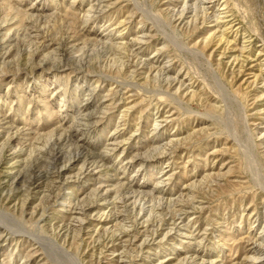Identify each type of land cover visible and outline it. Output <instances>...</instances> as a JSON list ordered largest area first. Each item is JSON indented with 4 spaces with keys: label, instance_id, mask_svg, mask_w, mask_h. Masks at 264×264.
Segmentation results:
<instances>
[{
    "label": "rangeland",
    "instance_id": "obj_1",
    "mask_svg": "<svg viewBox=\"0 0 264 264\" xmlns=\"http://www.w3.org/2000/svg\"><path fill=\"white\" fill-rule=\"evenodd\" d=\"M255 245L264 0H0V264H264Z\"/></svg>",
    "mask_w": 264,
    "mask_h": 264
},
{
    "label": "bare ground",
    "instance_id": "obj_2",
    "mask_svg": "<svg viewBox=\"0 0 264 264\" xmlns=\"http://www.w3.org/2000/svg\"><path fill=\"white\" fill-rule=\"evenodd\" d=\"M187 2H188V1H187ZM210 2H211V1H210ZM221 4H222V3H221ZM225 4H226V3H225ZM197 5H198V4H197ZM102 6H103V5H102ZM188 7H189V6H188ZM194 7H195V6H194ZM198 7H199V6H198ZM198 7H197V8H198ZM175 9H176V8H175ZM190 9H191V8H190ZM194 9H195V8H194ZM194 9H193V10H194ZM173 11H174V10H173ZM197 11H198V10H197ZM31 12H32V11H31ZM200 12H201V11H200ZM187 13H189V10L187 9V11H186L185 9H183V10L181 11L180 16H181V17L186 16ZM191 13H192V12H191ZM195 13H196V12H195ZM198 13H199V12H198ZM201 13H203V12H201ZM201 13H200V14H201ZM27 14H28V13H27ZM203 14H204V13H203ZM203 14H202V15H203ZM31 15H32V14H31ZM31 15H30V16H31ZM195 15H196V14H195ZM27 16H28V15H27ZM198 16H199V15H198ZM218 16H219V14H218ZM218 16H217V17H218ZM176 17H177V16H176ZM181 17H180V18H181ZM215 17H216V16H215ZM217 17H216V18H217ZM219 17H220V16H219ZM27 18H28V17H27ZM184 18H185V17H184ZM194 18H195V17H194ZM196 19H198V17H197ZM206 19H207V18H206ZM179 20H180V19H179ZM203 20H204V18H203ZM34 21H35V20H34ZM37 21H38V20H37ZM181 23H182V22H181ZM32 28H33V27H32ZM36 31H37V30H36ZM36 31H35V32H36ZM35 34H36V33H35ZM40 34H41V33H40ZM31 35H33V34H31ZM38 37H39V36H38ZM43 38H44V37H43ZM212 40H213V39H212ZM206 42H207V40H206ZM205 44H206V43H205ZM206 45H207V44H206ZM208 46H209V45H208ZM113 50H114V49H113ZM260 53H261V52H260ZM136 57H137V56H136ZM235 57H236V56H235ZM236 58H237V57H236ZM130 65H132V64H130ZM137 67H138V66H137ZM167 69H168V68H167ZM167 71H168V70H167ZM161 73H162V72H161ZM159 75H160V74H159ZM163 79H164V78H163ZM171 82H172V81H171ZM113 93H114V92H113ZM106 96H107V95H106ZM109 96H110V95H109ZM111 100H112V99H111ZM112 105H113V104H112ZM111 110H112V109H111ZM86 121H87V120H86ZM86 121H85V123H86ZM88 121H89V120H88ZM4 124H5V123H4ZM80 125H81V124H80ZM82 125H83V124H82ZM158 125H159V124L156 122V123H155V127L157 128ZM77 126H78V125H77ZM88 126H91V124H88ZM12 129H13V128H12ZM73 129H75V128H73ZM73 135H74V134H73ZM53 139H54V138H53ZM74 148H75V147H74ZM79 148H81V147H79ZM58 149H59V148H58ZM164 150H165V149H164ZM84 151H85V150H84ZM84 151H83L82 148H81V151L78 152L79 156H80L82 153H84ZM158 151H159V150H158ZM89 152H90V151H89ZM80 153H81V154H80ZM162 153H163V152H162ZM45 154H46V153H45ZM41 155H42V154H41ZM56 155H57V154H56ZM65 155H66V154H65ZM85 155H86V154H85ZM154 156H155V155H154ZM154 156H153V157H154ZM37 157H39V156H37ZM63 157H64V156H63ZM68 157H69V156H68ZM54 159H55V158H54ZM54 159H52V160H54ZM139 159H140V158H139ZM141 159H142V158H141ZM56 160H57V159H56ZM89 160H90V159H89ZM79 161H80V160H79ZM93 162H94V161H93ZM101 162H102V161H101ZM74 163H75V162H74ZM76 163H77V162H76ZM90 163H91V162H90ZM144 163H145V162H144ZM29 165H30V164H29ZM49 165H50V164H49ZM62 165H63V164H62ZM69 166H71V165H69ZM103 166H104V165H103ZM32 167H33V166H32ZM40 167H41V166H40ZM52 167H53V166H52ZM81 167H82V166H81ZM34 168H35V167H34ZM41 168H42V167H41ZM50 168H51V167H50ZM94 169H95V168H94ZM30 170H31V169H30ZM35 170H36V169H35ZM46 170H47V169H46ZM88 170H89V169H88ZM88 170H87V171H88ZM28 171H29V170H28ZM63 171H64V170H63ZM84 172H85V170H84ZM63 173H64V172H63ZM64 174H65V173H64ZM86 174H87V173H86ZM39 175H40V174H39ZM43 175H44V174H43ZM51 175H52V174H51ZM36 176H37V175H36ZM86 176H87V175H86ZM9 177H10V176H9ZM26 178H27V177H26ZM64 178H65V177H64ZM16 179H17V178H16ZM27 179H28V178H27ZM58 179H59V178H58ZM39 181H40V180H39ZM56 181H57V180H56ZM5 182H6V181H5ZM66 182H67V181H66ZM159 182H160V181H159ZM68 183H69V182H68ZM160 183H161V182H160ZM32 184H33V183H32ZM16 185H17V183H16ZM29 185H30V184H29ZM14 186H15V185H14ZM30 187H31V186H30ZM36 187H37V186H36ZM36 187H35V188H36ZM15 188H16V187H15ZM49 190H50V189H49ZM9 191H10V190H9ZM118 191H119V190H118ZM157 191H158V192H164V190H163V189H159L158 186H157ZM12 192H13V191H12ZM120 192H121V191H120ZM50 193H52V192H50ZM123 193H124V192H123ZM123 193H122V194H123ZM28 194H29V193H28ZM53 194H54V193H53ZM128 194H129V193H128ZM128 194H127V195L124 194V195L128 196ZM59 197H60V196H59ZM59 197H58V198H59ZM118 198H119V197H118ZM118 198H117V199H118ZM123 199H126L125 196L123 197ZM119 200H120V199H119ZM119 200H118V201H119ZM132 200H133V199H132ZM134 200H136V199H134ZM145 200H146V198H145ZM61 201H62V200H61ZM126 201L128 202L129 200H126ZM141 201H143V200H141ZM148 201H149V200H148ZM59 202H60V201H59ZM122 202H123V200H122ZM136 202H137V201H136ZM138 202H139V199H138ZM151 202H152V200H151ZM151 202H149V204H150ZM119 203H120V202H119ZM119 203H118V205H119ZM147 203H148V202H147ZM51 204H52V203H51ZM121 204H122V203H121ZM136 204H137V203H136ZM159 204H160V203H159ZM144 205H145V202H144ZM82 206H83V205H82ZM131 206H133V205H131ZM131 206H129V208H130ZM162 206H163V205H162ZM117 207H118V206H117ZM118 208H120V207H118ZM122 208L124 209V207H122ZM134 208H135V205H134ZM167 208H168V207H167ZM120 209H121V208H120ZM139 210H140V209H139ZM168 210H169V209H168ZM88 211H89V209L83 210L84 213H87ZM134 211H135V210H134ZM160 211H161V210H160ZM165 211H166V210H165ZM83 212H82V213H83ZM136 212H137V211H136ZM136 212H135V213H136ZM151 212H152V211H151ZM157 212H158V211H157ZM168 212H169V211H168ZM89 213H90V212H89ZM130 213H131V212H130ZM139 213H141V211H140ZM139 213H138V214H139ZM146 213H147V212H146ZM176 213H178V212H176ZM119 214H120V213H119ZM132 214H133V213H131V215H132ZM136 214H137V213H136ZM147 214H148V213H147ZM168 214H170V212H169ZM182 214H183V213H182ZM84 215H85V214H84ZM116 215H117V213H116ZM144 215H145V213H144ZM144 215H143V216H144ZM171 215H172V214H171ZM91 216H92V215H91ZM128 216H130V215H128ZM138 216H139V215H138ZM138 216H137V217H138ZM166 216H168V215H166ZM175 216H177V215H175ZM175 216H174V217H175ZM178 216H179V214H178ZM83 217H84V216H83ZM89 217H90V216H89ZM89 217H88V218H89ZM170 217H171V216H170ZM85 218H86V217H85ZM133 218H135V217H133ZM133 218H132V220H133ZM143 218H144V217H142V219H143ZM148 218H149V216H148ZM76 219H77V218H76ZM86 220H87V219H86ZM150 220H152L151 217H150ZM138 221H139V220H138ZM77 222H79L78 224H79L80 227L82 228V227H83V226H81L82 223H80V221H77ZM102 222H103V221H102ZM65 224H66V223H65ZM136 224H137V223H136ZM79 225H78V226H79ZM82 225H84V224H82ZM78 226H77V227H78ZM81 228H79V229L81 230ZM123 228H124V227H123ZM116 230H117V229H116ZM119 230H120V229H119ZM78 231H79V230H78ZM106 231H107V230H106ZM117 231H118V230H117ZM146 231H148V230H146ZM154 231H155V230H154ZM95 232H96V231H95ZM114 232H115V231H114ZM114 232H112V233H114ZM118 232H119V231H118ZM104 233H105V232H104ZM193 233H194V232H192V234H193ZM144 234H145V233H144ZM154 234H155V232H154ZM154 234H153V235H154ZM194 234H195V233H194ZM99 235H100V233H99ZM105 235H106V234H105ZM114 236H115V235H114ZM97 237H101V236H97ZM111 237H112V234H111ZM146 237H147V235H146ZM164 237H165V236H164ZM152 238H153V237H152ZM169 238H170V237H169ZM248 238H249V237H248ZM147 239H148V238H147ZM147 239H146V240H147ZM152 240H153V239H152ZM154 240H155V237H154ZM251 240H253V239H251ZM171 241H172V239H171ZM253 241H254V240H253ZM144 242H146V241H144ZM254 243H255V242H254ZM163 244H164V243H163ZM163 244H162V245H163ZM158 245H159V244H158ZM162 245H161V246H162ZM133 246H134V245H133ZM140 246H141V245H140ZM145 246H146V245H145ZM141 247H142V246H141ZM158 247H159V246H158ZM162 247H163V246H162ZM252 247H253V246H252ZM136 248H137V245H136ZM142 248H143V247H142ZM159 248H160V247H159ZM252 249H254L255 252L261 254L262 256L264 255V251H263L262 249L256 247V245H255ZM193 257H194V256H193ZM183 261H184V260H183ZM185 261H186V260H185ZM191 261H192V260H191ZM211 261H212V260H211ZM187 262H188V261H187ZM218 262H219V261H218ZM250 262H253V261L250 260ZM182 263H184V262H182ZM213 263H214V262H213ZM213 263H211V264H213ZM195 264H196V263H195ZM214 264H216V263H214Z\"/></svg>",
    "mask_w": 264,
    "mask_h": 264
}]
</instances>
